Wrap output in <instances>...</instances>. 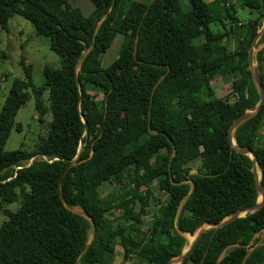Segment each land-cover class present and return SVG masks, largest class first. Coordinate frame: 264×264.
Masks as SVG:
<instances>
[{
    "label": "trees",
    "instance_id": "trees-1",
    "mask_svg": "<svg viewBox=\"0 0 264 264\" xmlns=\"http://www.w3.org/2000/svg\"><path fill=\"white\" fill-rule=\"evenodd\" d=\"M90 1L93 11L84 16L68 0H0L1 28L23 17L62 59L61 68H44L40 87L25 68L0 111V211L7 217L0 264H76L86 246L78 264H113L117 245L124 261L167 264L187 244L180 231L193 236L258 200L253 162L232 148L229 129L259 103L248 53L264 24V0H240L256 12L246 22L231 0ZM118 34L127 37L123 49L104 68L101 56ZM256 61L264 86V48ZM228 75L232 91L222 98L212 79ZM29 89L40 123L54 111L48 134L34 151H6L13 129L22 131L16 115ZM95 92L104 96L101 105ZM234 139L254 151L264 186V105ZM37 156L47 160L24 165ZM195 160L201 164L191 174L187 165ZM129 182L133 189L122 197L100 193L105 183L124 189ZM155 184L168 201L144 232ZM21 190L20 208L7 210ZM68 207L95 223L89 245L90 222ZM263 263L264 205L215 233L205 231L182 264Z\"/></svg>",
    "mask_w": 264,
    "mask_h": 264
},
{
    "label": "rangeland",
    "instance_id": "rangeland-1",
    "mask_svg": "<svg viewBox=\"0 0 264 264\" xmlns=\"http://www.w3.org/2000/svg\"><path fill=\"white\" fill-rule=\"evenodd\" d=\"M207 1L210 2L213 0ZM230 2L237 9V17L239 18V21L246 22L249 18H254L256 16V12L243 7L240 0H231ZM68 3L72 7L81 9L84 16H89L94 8L90 0H68ZM125 38L127 37L118 34L109 50L102 54L101 60L104 68L110 66L111 63L119 57L121 50L123 49ZM260 39L258 41V47L262 48L264 46V41H260ZM46 66H50L55 69L61 68L62 59L51 49L50 39L45 36L38 35L31 22L19 15H15L10 19L7 29L0 27V111L7 96L9 95L14 80H23L25 78V68L32 70V82L36 87H40L45 83L43 70ZM233 79L232 75L225 77H213L211 85L216 95L223 98L231 93ZM28 92L30 97L16 115V123L22 126V131H18L17 128L13 129L5 144L6 151L19 149H23L28 152L34 151L39 143V140L48 134L49 125L52 123L54 117V111H50L45 117V122L40 123L37 118V110L33 93L31 89H29ZM91 94L94 96L96 104L101 105L103 103V94L96 92ZM47 97L48 95L46 94L45 98L47 99ZM83 147V145L80 146V151ZM41 159L47 160L45 157L37 156L29 162H24V165H30L34 160ZM200 164V160H195L187 165L191 169V174L196 173ZM132 189L133 184L130 182L127 183L124 189H120V186L118 185L105 183L100 188V193L103 196H106L109 193H114L116 197H122ZM154 189L155 197L151 201V207L148 209L147 216L143 219L142 229L144 232L148 231L150 228L159 207L165 205L168 201V195L164 190L159 188L157 184H155ZM20 192L18 191L17 201L5 206L7 210L15 212L20 208L23 200L21 195L24 194V191L21 190ZM68 208L75 213H83V210L79 207ZM113 213L115 217L120 218V210L117 209ZM6 220L7 217L4 212L0 211V226ZM185 236L187 239L185 247H188L192 242L194 235L190 236L186 234ZM91 238L92 230L89 232V240H91ZM115 249L116 254L114 259L118 262V264H124L122 247L117 245ZM133 262L132 258L128 261V264H134Z\"/></svg>",
    "mask_w": 264,
    "mask_h": 264
},
{
    "label": "water",
    "instance_id": "water-1",
    "mask_svg": "<svg viewBox=\"0 0 264 264\" xmlns=\"http://www.w3.org/2000/svg\"><path fill=\"white\" fill-rule=\"evenodd\" d=\"M97 30H98V28L96 29V32H97ZM263 33H264V24H263L261 30L258 32L256 38L252 42L251 48H250L249 53H248L249 69H250V72H251L252 80H253V82L255 84V87H256V89H257V91L259 93V97H260L259 103L257 104L256 107L248 109L245 113L240 115L231 124L230 129H229V139L231 141L232 148L236 152H238V153H240L242 155H246V156L250 157L252 162H253L252 172H253V174L255 176V180H256V190L258 192V200H257L256 204L233 213L231 216L226 217L224 220H222L219 223H215V224L205 223V224L201 225L198 228L197 232L195 233L194 238H193L192 242L189 244V246L188 247H184L181 255L171 259L167 264H174V263L175 264H182V263H184L194 253V251L196 250V247H197L199 241L201 240V238H202V236H203L205 231L212 229L214 231V233H215L219 229L225 227L226 225H229V224L233 223L237 219L244 218L248 214H253V213L257 212L264 205V186H263L262 181H261L262 174L259 177L258 173H257V167L259 168V170L261 172V168H260V165L258 164L257 156L255 155L254 151L251 150L249 147H240V146H238L236 144V142H235V139H234V133L237 130V128L240 127L243 123H245L249 119H251L256 114H258L259 111L262 109V107L264 105V86H263V82H262V79H261V76H260L258 63L256 62V54H257V52L264 48V46L262 48L258 47V41L261 38V36L263 35ZM94 45H95V37H94V41H93V47H94ZM82 145H83V143L81 144V146ZM81 151L79 153H81ZM76 159L77 158H75L73 161H71L68 164V166L66 167V169L64 170V172L62 174L61 181H62L63 177L65 176V174L67 173V171L73 166V164H74ZM192 190H193V188L190 190V192H192ZM181 208H182V205L180 206V208L178 210L177 217L180 214ZM81 215L83 217H85L90 222V224L92 226V238L88 242V245H89L91 243V241L93 240L96 232H97V227H96L95 223L93 222V220L88 216V214L85 211H83V213ZM180 233L182 235L185 234V233H182L181 231H180ZM187 234L192 236L189 233H187ZM260 245H261V242L258 243L257 245H255L254 248H256V247H258ZM86 250H87V246L79 254V256H78V258L76 260V264H78V260H79L80 256ZM250 252H251V250L248 252L247 256L249 255Z\"/></svg>",
    "mask_w": 264,
    "mask_h": 264
},
{
    "label": "crops",
    "instance_id": "crops-1",
    "mask_svg": "<svg viewBox=\"0 0 264 264\" xmlns=\"http://www.w3.org/2000/svg\"><path fill=\"white\" fill-rule=\"evenodd\" d=\"M134 1H140V0H134ZM187 233L183 234V236L186 238ZM188 235V234H187ZM115 256V255H114ZM113 264H118V262H116V260L113 258ZM124 264H128V261H124Z\"/></svg>",
    "mask_w": 264,
    "mask_h": 264
},
{
    "label": "bare ground",
    "instance_id": "bare-ground-1",
    "mask_svg": "<svg viewBox=\"0 0 264 264\" xmlns=\"http://www.w3.org/2000/svg\"><path fill=\"white\" fill-rule=\"evenodd\" d=\"M257 173H258V176L260 177L261 176V172H260L258 167H257ZM190 239H191V237H190Z\"/></svg>",
    "mask_w": 264,
    "mask_h": 264
}]
</instances>
